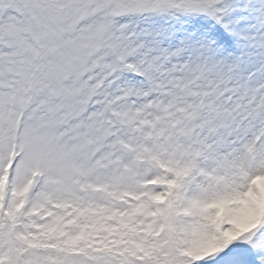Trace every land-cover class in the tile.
<instances>
[{"label":"snow or ice","instance_id":"snow-or-ice-1","mask_svg":"<svg viewBox=\"0 0 264 264\" xmlns=\"http://www.w3.org/2000/svg\"><path fill=\"white\" fill-rule=\"evenodd\" d=\"M0 264H264V0H0Z\"/></svg>","mask_w":264,"mask_h":264}]
</instances>
